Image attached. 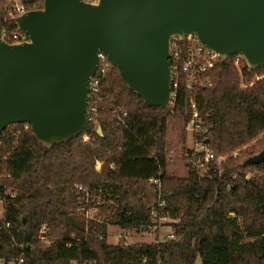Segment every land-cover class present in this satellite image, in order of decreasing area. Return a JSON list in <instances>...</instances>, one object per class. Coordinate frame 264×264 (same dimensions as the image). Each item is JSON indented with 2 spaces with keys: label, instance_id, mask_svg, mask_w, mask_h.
<instances>
[{
  "label": "trees",
  "instance_id": "trees-1",
  "mask_svg": "<svg viewBox=\"0 0 264 264\" xmlns=\"http://www.w3.org/2000/svg\"><path fill=\"white\" fill-rule=\"evenodd\" d=\"M29 1L42 8L43 0ZM6 4L0 0V29L10 30L16 25L4 22ZM233 61L227 57L215 66L210 83L193 95L208 126L210 152L215 159L227 156L202 175L186 161L185 177L166 170L167 123L173 117L187 119L190 94L184 82L170 113L146 106L113 66L101 81L96 130L88 123L80 136L49 148L35 140L29 125L27 130L16 125L17 137L5 134L0 260L17 262L14 244H23L21 264H194L197 258L201 264H264V162L242 166L264 149V78L257 79L264 67L243 62L240 75ZM116 106L127 113L124 125L111 115ZM82 135L89 140L83 142ZM251 171L258 174L246 179ZM77 184L98 201L93 219L75 212ZM152 211L173 221L175 239L107 243L108 226L148 232ZM43 226L48 245L38 238Z\"/></svg>",
  "mask_w": 264,
  "mask_h": 264
},
{
  "label": "water",
  "instance_id": "water-1",
  "mask_svg": "<svg viewBox=\"0 0 264 264\" xmlns=\"http://www.w3.org/2000/svg\"><path fill=\"white\" fill-rule=\"evenodd\" d=\"M14 22L28 42L0 38V133L27 124L47 148L85 130L98 52L149 107L168 104L172 35L264 66V0H43ZM263 162L264 149L242 166Z\"/></svg>",
  "mask_w": 264,
  "mask_h": 264
},
{
  "label": "built area",
  "instance_id": "built-area-1",
  "mask_svg": "<svg viewBox=\"0 0 264 264\" xmlns=\"http://www.w3.org/2000/svg\"><path fill=\"white\" fill-rule=\"evenodd\" d=\"M83 3L95 6L99 3V0H81ZM40 10L38 5L29 0H12V3L8 10H6V17L4 22L12 21L14 19L30 11ZM16 25V24H15ZM1 39L8 44H23L28 42V38L17 28L8 30L6 27L0 29ZM169 55H170V94L166 108L170 113H174L175 104L177 102L179 86L181 82H184V86L190 97L188 101L187 110L185 114L187 119L185 121V131L191 134L192 139H195L194 143L199 148H193L185 153L186 162L198 171H205L207 166L211 163L220 164L224 161L223 157L214 158L213 154L208 148L206 140V134L208 132V126L203 121L200 112L197 108L194 100L195 90L204 85H208L211 81L210 73L211 70L221 64L225 58L221 57L217 53L204 48L198 41L194 34L187 36L183 35H172L169 41ZM244 62L242 56H234L233 65L241 75L240 65ZM111 64L107 58L100 52H98V64L96 71L91 78L88 96H87V124L90 123L94 130L98 126V109L97 104L100 101V86L102 79L106 76L110 69ZM264 67V66H263ZM264 75L257 79H263ZM242 86V84H241ZM243 87V86H242ZM114 120L121 125L125 124L127 113L124 109L116 106L112 109L111 113ZM27 124H23L22 129H28ZM7 132L0 133V146L2 139L6 136L5 134L13 137H17L19 129L16 125H11L6 128ZM89 137L82 135V141L87 142ZM100 166H98L99 168ZM113 167V164L110 165ZM156 183V181H154ZM76 208L75 212L82 215L85 219H93L96 212V202L93 195L81 185H74ZM7 194V193H6ZM10 197L15 198V194H10ZM159 207L163 206V202L158 204ZM151 216L157 219V215L154 211L151 212ZM9 224H6V228ZM45 233V227L43 226L39 232L38 238L45 239L43 236ZM167 239L173 240L174 236L169 234ZM19 251L17 262L23 263L24 256V245L14 244Z\"/></svg>",
  "mask_w": 264,
  "mask_h": 264
},
{
  "label": "rangeland",
  "instance_id": "rangeland-1",
  "mask_svg": "<svg viewBox=\"0 0 264 264\" xmlns=\"http://www.w3.org/2000/svg\"><path fill=\"white\" fill-rule=\"evenodd\" d=\"M12 3V0H7V4L4 6V11L8 10ZM123 108V107H122ZM263 135V134H262ZM260 135L259 138L262 137ZM258 138V139H259ZM258 139L254 140L246 147L254 144ZM166 140L168 142L167 157H166V170L168 174L175 175L177 177H185L187 175V169L185 167V153L193 148H199L196 146L192 139L191 134L185 131V122L180 117L170 118L166 127ZM227 156H224V160ZM204 171H199V175H202ZM255 171L248 172L246 179L255 176ZM264 174V173H263ZM3 203L0 200V217L3 211ZM173 221L168 218H152V226L148 232H135L121 231L118 227L108 226L107 228V243L110 245H115L118 243H124L125 245L138 244V243H151L154 241H161L167 239L169 234H172L170 224ZM46 240H39L43 245H48L50 241L45 237ZM0 264H17L16 259H10V261L5 262L0 260ZM77 264V263H72ZM90 264V263H85ZM194 264H201L200 258H197Z\"/></svg>",
  "mask_w": 264,
  "mask_h": 264
},
{
  "label": "crops",
  "instance_id": "crops-1",
  "mask_svg": "<svg viewBox=\"0 0 264 264\" xmlns=\"http://www.w3.org/2000/svg\"><path fill=\"white\" fill-rule=\"evenodd\" d=\"M2 215V214H1ZM152 243V242H151ZM143 244V243H142ZM148 244V243H147Z\"/></svg>",
  "mask_w": 264,
  "mask_h": 264
}]
</instances>
